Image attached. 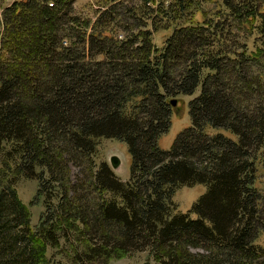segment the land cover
<instances>
[{
	"label": "trees",
	"instance_id": "16d2710c",
	"mask_svg": "<svg viewBox=\"0 0 264 264\" xmlns=\"http://www.w3.org/2000/svg\"><path fill=\"white\" fill-rule=\"evenodd\" d=\"M5 2L0 264H46L60 236L69 264L144 249L160 264H264V0H104L93 22L75 0ZM197 88L191 125L159 149L171 100ZM99 138L127 145V181L94 169ZM21 176L55 206L34 232ZM196 184L191 211H175L176 189Z\"/></svg>",
	"mask_w": 264,
	"mask_h": 264
},
{
	"label": "rangeland",
	"instance_id": "374dc122",
	"mask_svg": "<svg viewBox=\"0 0 264 264\" xmlns=\"http://www.w3.org/2000/svg\"><path fill=\"white\" fill-rule=\"evenodd\" d=\"M5 3H10L7 0ZM104 0H75L73 3V12L83 18L94 21L99 10V5H102ZM4 4V3H3ZM2 4L0 3V12ZM162 34L156 35L157 43H161ZM120 38L122 35L119 36ZM67 45V44H65ZM199 88L196 89L192 95H180L177 98L176 105L170 116V126L168 130L161 134L157 139V146L159 149L166 151L169 150L178 136V134L191 125V117L189 113L188 102L194 96L199 93ZM210 132H214V129H210ZM227 135L232 136L228 131L223 130ZM97 154L94 157L96 169L101 162H106L112 169L114 175L120 181H127L130 176L131 157L128 152L127 145L116 138H99L97 139ZM117 156L119 159V165L116 168L111 167L110 158ZM0 161L2 155L0 154ZM79 172V167L72 166L71 174L73 180H75ZM258 185L264 189V167L260 168L258 174ZM205 186L202 184H196L193 186H181L176 189L173 194L172 201L174 203L175 211H181L187 213L191 211L193 204L197 201L199 196L205 191ZM15 189L19 200L26 206L29 212V225L34 232L37 226L40 224L43 218L51 217L56 212H52L55 206H49L46 210V203L43 196L38 194V182L36 179L25 178L23 176L18 177L15 180ZM54 204V200H51ZM51 215V216H50ZM192 217H196L191 213ZM64 236L59 237V242L56 246L46 245L45 247V261L46 264H69L66 258V254L72 255L70 252V245ZM255 243L261 247H264V229L260 230L258 236L255 239ZM108 264H160L155 261L152 254L148 249L133 251L126 254L121 258H115L109 261Z\"/></svg>",
	"mask_w": 264,
	"mask_h": 264
},
{
	"label": "water",
	"instance_id": "95a60500",
	"mask_svg": "<svg viewBox=\"0 0 264 264\" xmlns=\"http://www.w3.org/2000/svg\"><path fill=\"white\" fill-rule=\"evenodd\" d=\"M171 104L174 106L176 105V100H171ZM110 163L112 168H116L119 165V159L117 156H112L110 158Z\"/></svg>",
	"mask_w": 264,
	"mask_h": 264
},
{
	"label": "built area",
	"instance_id": "2783aa9c",
	"mask_svg": "<svg viewBox=\"0 0 264 264\" xmlns=\"http://www.w3.org/2000/svg\"><path fill=\"white\" fill-rule=\"evenodd\" d=\"M64 44H67V42L65 41Z\"/></svg>",
	"mask_w": 264,
	"mask_h": 264
}]
</instances>
